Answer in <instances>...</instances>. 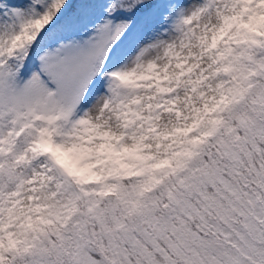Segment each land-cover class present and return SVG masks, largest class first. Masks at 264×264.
<instances>
[{"label": "snow or ice", "instance_id": "6c2138e0", "mask_svg": "<svg viewBox=\"0 0 264 264\" xmlns=\"http://www.w3.org/2000/svg\"><path fill=\"white\" fill-rule=\"evenodd\" d=\"M0 264H264V0H0Z\"/></svg>", "mask_w": 264, "mask_h": 264}]
</instances>
